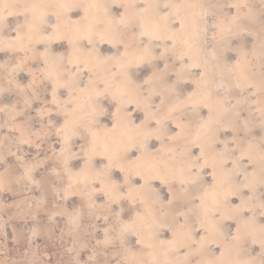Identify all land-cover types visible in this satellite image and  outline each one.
I'll return each mask as SVG.
<instances>
[{
	"label": "rangeland",
	"instance_id": "obj_1",
	"mask_svg": "<svg viewBox=\"0 0 264 264\" xmlns=\"http://www.w3.org/2000/svg\"><path fill=\"white\" fill-rule=\"evenodd\" d=\"M0 10V264L264 262V0Z\"/></svg>",
	"mask_w": 264,
	"mask_h": 264
},
{
	"label": "bare ground",
	"instance_id": "obj_2",
	"mask_svg": "<svg viewBox=\"0 0 264 264\" xmlns=\"http://www.w3.org/2000/svg\"><path fill=\"white\" fill-rule=\"evenodd\" d=\"M1 11V10H0ZM4 11V10H3ZM69 11H71V9L69 10ZM3 12H0V14H2ZM38 20H39V18H38ZM40 21H41V19H40ZM46 21L48 22V23H50L51 25H58V18H57V15L55 14V13H53V12H49L47 15H46ZM38 24L39 23H37V26H38ZM41 24H42V21H41ZM42 26V25H41ZM40 27V26H39ZM36 28V27H35ZM36 30V29H35ZM42 30V29H41ZM41 30H40V32H41ZM39 32V31H38ZM30 34H32L31 32H30ZM49 34V33H48ZM4 35V34H3ZM7 35V34H6ZM29 35V34H28ZM35 34H33V36H34ZM47 35V34H46ZM33 36H31V37H33ZM56 35H54L53 37H46V39H47V42L49 41L48 40V38H54ZM28 37V36H27ZM2 38V37H1ZM4 42H5V40H8L9 38H8V36H4ZM2 40V39H1ZM12 40V39H11ZM10 40V41H11ZM41 41V40H40ZM19 42V41H18ZM50 44V43H49ZM51 47V46H50ZM51 51V50H50ZM53 53V52H52ZM51 58H53V57H51ZM53 61V60H52ZM16 67V66H15ZM63 85H65V81L64 80H62V79H56L55 80V82H54V84H53V95H54V98L55 99H60L61 98V94H60V88H61V86H63ZM52 95V96H53ZM62 99H63V97H62ZM81 109H83V110H86V106H85V104L84 103H82V105H81V108H80V110ZM69 135V134H68ZM69 137H71V136H69ZM69 138L68 137H66V142H68L69 143ZM65 141H64V143H65ZM65 144H67V143H65ZM66 146V145H65Z\"/></svg>",
	"mask_w": 264,
	"mask_h": 264
},
{
	"label": "snow or ice",
	"instance_id": "obj_3",
	"mask_svg": "<svg viewBox=\"0 0 264 264\" xmlns=\"http://www.w3.org/2000/svg\"><path fill=\"white\" fill-rule=\"evenodd\" d=\"M88 39H89V43H92L90 36L88 37ZM115 127H116V125L114 124L113 128H115ZM136 127H139V126H136ZM134 146L135 145H130L129 147H134ZM137 159H139V158H137ZM136 174L139 175V173H136ZM262 264H264V262H262Z\"/></svg>",
	"mask_w": 264,
	"mask_h": 264
}]
</instances>
